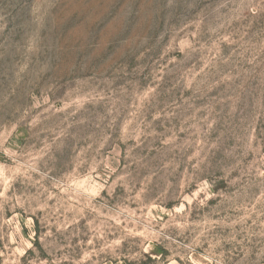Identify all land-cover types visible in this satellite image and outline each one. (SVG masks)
I'll use <instances>...</instances> for the list:
<instances>
[{"label": "rangeland", "instance_id": "obj_1", "mask_svg": "<svg viewBox=\"0 0 264 264\" xmlns=\"http://www.w3.org/2000/svg\"><path fill=\"white\" fill-rule=\"evenodd\" d=\"M0 264H264V0H0Z\"/></svg>", "mask_w": 264, "mask_h": 264}]
</instances>
